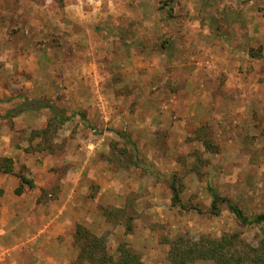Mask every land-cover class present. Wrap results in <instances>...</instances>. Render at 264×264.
Returning a JSON list of instances; mask_svg holds the SVG:
<instances>
[{
    "label": "rangeland",
    "instance_id": "374dc122",
    "mask_svg": "<svg viewBox=\"0 0 264 264\" xmlns=\"http://www.w3.org/2000/svg\"><path fill=\"white\" fill-rule=\"evenodd\" d=\"M210 189L264 213V0H0V264L259 246Z\"/></svg>",
    "mask_w": 264,
    "mask_h": 264
},
{
    "label": "trees",
    "instance_id": "16d2710c",
    "mask_svg": "<svg viewBox=\"0 0 264 264\" xmlns=\"http://www.w3.org/2000/svg\"><path fill=\"white\" fill-rule=\"evenodd\" d=\"M71 115L60 117L61 120L68 121ZM6 173L9 169L4 170ZM211 194L210 215H218L219 207L226 205L228 211L243 225L264 224V213L248 217L233 204L229 199L220 197L209 190ZM179 197L175 188L172 187V203L177 204ZM77 242L80 244L78 263L84 264H110L112 261L105 254L104 242L86 232L82 227H78ZM234 235H223L218 239H208L193 244L189 249H184L178 242H172L169 249V257L174 264H186L190 258L211 260L213 264H264V240L259 246L250 247L245 243L237 244ZM117 264H141L139 257L127 249L119 250Z\"/></svg>",
    "mask_w": 264,
    "mask_h": 264
},
{
    "label": "crops",
    "instance_id": "0c3cea01",
    "mask_svg": "<svg viewBox=\"0 0 264 264\" xmlns=\"http://www.w3.org/2000/svg\"><path fill=\"white\" fill-rule=\"evenodd\" d=\"M95 3V2H94ZM94 9H95V7H94Z\"/></svg>",
    "mask_w": 264,
    "mask_h": 264
}]
</instances>
